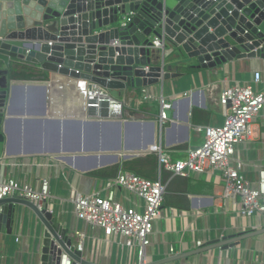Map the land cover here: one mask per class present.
Returning <instances> with one entry per match:
<instances>
[{
    "label": "water",
    "instance_id": "obj_1",
    "mask_svg": "<svg viewBox=\"0 0 264 264\" xmlns=\"http://www.w3.org/2000/svg\"><path fill=\"white\" fill-rule=\"evenodd\" d=\"M130 14L132 20L123 27ZM156 40L162 45L160 66L153 65ZM169 48L174 56H187L205 70L234 60L264 59V0H0V158L5 148L3 126L26 89H42L46 108L59 103L64 109L79 95L87 101L88 83L109 91L162 85L180 77L172 72L176 58L172 55L167 60ZM11 62L37 67L55 79H14ZM71 108L73 114L58 113V118L48 121L59 135L58 146L49 152L60 154L59 160L84 173L129 161L156 146L161 125L136 120L134 112L129 119L124 115L117 120L98 119ZM166 113L169 118L170 111ZM18 206L34 213L44 227L42 264H61L64 256L72 264H93L77 250L59 217L21 197L0 199V234L12 235ZM263 232L225 237L151 264L215 248L226 250Z\"/></svg>",
    "mask_w": 264,
    "mask_h": 264
},
{
    "label": "crops",
    "instance_id": "obj_2",
    "mask_svg": "<svg viewBox=\"0 0 264 264\" xmlns=\"http://www.w3.org/2000/svg\"><path fill=\"white\" fill-rule=\"evenodd\" d=\"M160 51L161 48H157L153 56V65H161ZM171 51V48L166 50L167 60L175 55V52L171 54ZM174 57L176 63H172V72L179 74L180 77L166 81L162 85L110 93L123 103L125 119H129V114L134 112L136 120L154 121L161 125L156 145L161 144L171 152L174 160H180L187 157L189 149H195L205 143V127L217 126L225 119L226 109L212 101L211 94L217 97L227 84L235 81L251 82L257 71L264 76V59L234 60L220 67L205 70L198 68V62L189 61L187 56ZM10 65L12 67L25 64L11 62ZM181 67L187 72L180 73ZM34 69L38 74L48 76L47 80H37L55 79L53 78L55 75L45 73L37 67ZM59 80L67 82L66 79ZM54 90L53 87L51 92ZM148 94L156 99L154 103L143 101V97ZM78 98L80 103H84L83 113L88 112L99 119V112H90L86 109L85 98L80 95ZM161 98L171 106L170 117L164 123L161 121ZM188 100L191 101L189 113ZM62 107L64 106L58 103L46 108L42 89L31 92L29 89L25 90L24 98L21 97L18 101L13 114L10 115L11 120L4 124L2 129L5 148L0 158V178L15 177L21 183H27L38 190L40 181L44 177H50L54 215L59 217L77 245L80 243L78 233L85 234L84 258L93 264H137L136 251L129 252L106 237L100 228L78 220L75 214L72 202L74 191L83 195L96 192L104 195L112 193L116 201L127 208H135L138 211H143V208L131 193L113 187L111 178L84 173L59 160L57 157L60 154L49 152L59 144V135L53 132L51 129L53 125L49 122L58 118V113L72 114V105L69 101L64 109ZM101 110L102 108L99 109ZM85 116L87 117V114ZM110 118L119 119L113 116ZM153 149L150 148L137 158L152 155ZM236 149L237 158L244 164L246 179L257 183L259 173L264 169L262 120L256 122L253 138L238 145ZM8 152L13 156L8 155ZM123 162L126 161L122 159L118 165ZM156 177L158 178V172ZM223 191L224 180L219 174L170 178L165 196L164 217L155 223L154 231L149 237L151 245L146 253L147 262L151 264L192 253L196 251L198 241L207 246L208 243L225 237L264 231V215L252 219L241 217L238 213L239 202L225 201ZM168 211H173V214ZM43 234L44 227L34 213L18 206L12 235L0 234V264H42ZM171 248L175 249V256L170 255ZM166 264H264V232L226 250L215 248Z\"/></svg>",
    "mask_w": 264,
    "mask_h": 264
},
{
    "label": "built area",
    "instance_id": "obj_3",
    "mask_svg": "<svg viewBox=\"0 0 264 264\" xmlns=\"http://www.w3.org/2000/svg\"><path fill=\"white\" fill-rule=\"evenodd\" d=\"M133 16H126L122 26L126 27ZM154 45L156 48L162 47L158 40ZM85 92L86 105L90 112H99L103 118L123 116V103L112 97L106 88L88 83ZM212 95V101L226 109V115L224 121L217 126L205 127V143L202 146L189 149L185 159L174 160L170 151L157 144L151 151L158 158L157 180L151 181L124 169H120L118 175L111 179L112 186L131 193L141 203L143 211L125 207L116 201L112 193H72L78 220L100 228L106 237L129 252L136 251L137 264H149L146 255L151 245L149 237L154 231L155 223L164 217L166 185L162 182L163 171L184 178L219 174L224 180V200L235 203L238 201V213L241 217L252 219L264 215V169L259 173L258 182L252 183L246 179L244 164L236 156V147L253 138L256 122L262 120L264 125V76L257 71L251 82L235 81L227 84L217 97ZM155 100L149 94L143 97L146 103H154ZM160 104L161 121L164 123L168 120L166 112L171 106L164 98L160 99ZM50 188V177H44L40 181L38 190L27 183H21L15 177L0 178V199L21 197L36 204L40 210L53 212ZM1 212L0 208V214ZM168 213L173 214V211ZM78 237L80 243L77 250L83 252L85 234L78 233ZM204 246L205 244L198 241L195 250ZM174 254L175 249L171 248L170 255ZM61 264L72 262L64 256Z\"/></svg>",
    "mask_w": 264,
    "mask_h": 264
},
{
    "label": "trees",
    "instance_id": "obj_4",
    "mask_svg": "<svg viewBox=\"0 0 264 264\" xmlns=\"http://www.w3.org/2000/svg\"><path fill=\"white\" fill-rule=\"evenodd\" d=\"M180 73H185L187 71L184 68H180ZM192 71V70H189ZM188 71V72H189ZM12 77L17 80L21 81H32L37 79L47 80L48 76L45 74H38L34 67L29 65H14L11 67ZM120 169H124L130 172H133L145 179L155 181L157 180V172L159 169L158 158L155 154L148 155L144 158H137L130 161H126L121 165H116L110 168H106L104 170H99L92 175L112 179L115 178ZM173 175L170 172L163 171L162 172V182L166 185V192H167V184L168 180L172 178Z\"/></svg>",
    "mask_w": 264,
    "mask_h": 264
},
{
    "label": "bare ground",
    "instance_id": "obj_5",
    "mask_svg": "<svg viewBox=\"0 0 264 264\" xmlns=\"http://www.w3.org/2000/svg\"><path fill=\"white\" fill-rule=\"evenodd\" d=\"M78 97V96H77ZM76 97V98H77ZM79 99V98H78ZM76 100V101H74L75 103L74 104H72V106L73 107H78V108H80L79 110H80V115L82 116H84V113H83V111H84V103H80V101L79 100ZM78 111H74V113L76 114ZM73 114V113H72Z\"/></svg>",
    "mask_w": 264,
    "mask_h": 264
},
{
    "label": "rangeland",
    "instance_id": "obj_6",
    "mask_svg": "<svg viewBox=\"0 0 264 264\" xmlns=\"http://www.w3.org/2000/svg\"><path fill=\"white\" fill-rule=\"evenodd\" d=\"M133 159H134V158H133ZM133 159H132V160H133ZM129 161H130V160H129ZM123 163H124V162H123Z\"/></svg>",
    "mask_w": 264,
    "mask_h": 264
}]
</instances>
